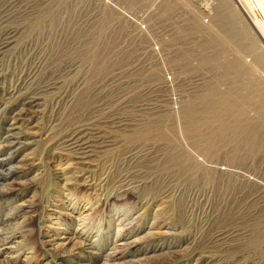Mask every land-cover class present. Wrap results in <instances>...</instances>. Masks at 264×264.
Returning <instances> with one entry per match:
<instances>
[{"label":"rangeland","instance_id":"rangeland-1","mask_svg":"<svg viewBox=\"0 0 264 264\" xmlns=\"http://www.w3.org/2000/svg\"><path fill=\"white\" fill-rule=\"evenodd\" d=\"M0 264H264V0H0Z\"/></svg>","mask_w":264,"mask_h":264},{"label":"bare ground","instance_id":"bare-ground-1","mask_svg":"<svg viewBox=\"0 0 264 264\" xmlns=\"http://www.w3.org/2000/svg\"><path fill=\"white\" fill-rule=\"evenodd\" d=\"M244 10H246V9H244ZM247 11V10H246ZM245 12V11H244ZM246 13V12H245ZM218 44V43H217ZM82 146V145H81ZM86 147V146H85ZM84 153V152H83ZM8 171V170H7Z\"/></svg>","mask_w":264,"mask_h":264}]
</instances>
